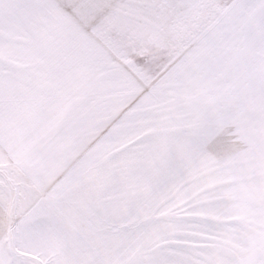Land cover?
I'll return each instance as SVG.
<instances>
[{"label":"snow or ice","instance_id":"6c2138e0","mask_svg":"<svg viewBox=\"0 0 264 264\" xmlns=\"http://www.w3.org/2000/svg\"><path fill=\"white\" fill-rule=\"evenodd\" d=\"M0 264H264V0H0Z\"/></svg>","mask_w":264,"mask_h":264}]
</instances>
